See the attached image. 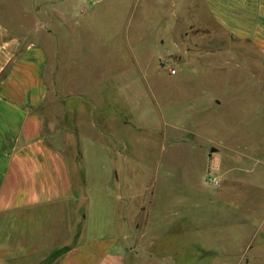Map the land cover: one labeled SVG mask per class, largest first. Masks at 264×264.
I'll return each instance as SVG.
<instances>
[{
	"label": "rangeland",
	"instance_id": "rangeland-1",
	"mask_svg": "<svg viewBox=\"0 0 264 264\" xmlns=\"http://www.w3.org/2000/svg\"><path fill=\"white\" fill-rule=\"evenodd\" d=\"M0 20L45 52L86 239L123 217L145 264H264V60L202 0H0Z\"/></svg>",
	"mask_w": 264,
	"mask_h": 264
},
{
	"label": "crops",
	"instance_id": "crops-1",
	"mask_svg": "<svg viewBox=\"0 0 264 264\" xmlns=\"http://www.w3.org/2000/svg\"><path fill=\"white\" fill-rule=\"evenodd\" d=\"M202 1L241 53L251 46L264 60V0ZM34 35L0 20V264H145L127 218L109 236L85 237L68 156L43 130L46 55Z\"/></svg>",
	"mask_w": 264,
	"mask_h": 264
},
{
	"label": "built area",
	"instance_id": "built-area-1",
	"mask_svg": "<svg viewBox=\"0 0 264 264\" xmlns=\"http://www.w3.org/2000/svg\"><path fill=\"white\" fill-rule=\"evenodd\" d=\"M176 71L175 70H170V74H175ZM210 182L213 184V185H217L219 183L218 179L217 178H210L209 179Z\"/></svg>",
	"mask_w": 264,
	"mask_h": 264
},
{
	"label": "water",
	"instance_id": "water-1",
	"mask_svg": "<svg viewBox=\"0 0 264 264\" xmlns=\"http://www.w3.org/2000/svg\"><path fill=\"white\" fill-rule=\"evenodd\" d=\"M211 151H214V148L213 147L211 148Z\"/></svg>",
	"mask_w": 264,
	"mask_h": 264
}]
</instances>
